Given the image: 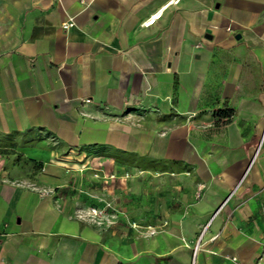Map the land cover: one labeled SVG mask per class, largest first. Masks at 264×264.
<instances>
[{"label": "crops", "instance_id": "1", "mask_svg": "<svg viewBox=\"0 0 264 264\" xmlns=\"http://www.w3.org/2000/svg\"><path fill=\"white\" fill-rule=\"evenodd\" d=\"M0 133L135 185L118 251L0 183V264H264V0H0Z\"/></svg>", "mask_w": 264, "mask_h": 264}, {"label": "rangeland", "instance_id": "2", "mask_svg": "<svg viewBox=\"0 0 264 264\" xmlns=\"http://www.w3.org/2000/svg\"><path fill=\"white\" fill-rule=\"evenodd\" d=\"M32 138V134L0 133V183L19 182L33 188L41 184L42 195L58 193L68 207L72 205L74 217L84 216L94 227L105 226V237L111 250L114 245H118V251L123 250L128 245L130 225L122 219L128 220L130 216L132 187L135 188L131 183L133 176H121L114 170L113 163L94 158L76 156L77 159L66 160L58 154L56 160L36 159L42 151ZM71 170L73 175L61 174ZM49 179H55L58 188H44ZM114 227L118 229L116 237L111 235ZM110 239L114 241L110 242Z\"/></svg>", "mask_w": 264, "mask_h": 264}, {"label": "trees", "instance_id": "3", "mask_svg": "<svg viewBox=\"0 0 264 264\" xmlns=\"http://www.w3.org/2000/svg\"><path fill=\"white\" fill-rule=\"evenodd\" d=\"M234 112L230 109L220 110L215 113L217 121L223 122L224 124H228L231 122L233 118Z\"/></svg>", "mask_w": 264, "mask_h": 264}, {"label": "built area", "instance_id": "4", "mask_svg": "<svg viewBox=\"0 0 264 264\" xmlns=\"http://www.w3.org/2000/svg\"><path fill=\"white\" fill-rule=\"evenodd\" d=\"M173 2V1H172ZM160 16H153L150 18L147 22L144 23L145 26H150L153 25L159 18ZM74 25L73 20H70V22L65 23L63 27L67 30L68 28L72 27ZM89 101V100H88ZM231 264H241L238 258L233 257L231 258Z\"/></svg>", "mask_w": 264, "mask_h": 264}, {"label": "bare ground", "instance_id": "5", "mask_svg": "<svg viewBox=\"0 0 264 264\" xmlns=\"http://www.w3.org/2000/svg\"><path fill=\"white\" fill-rule=\"evenodd\" d=\"M94 213H96V212H94Z\"/></svg>", "mask_w": 264, "mask_h": 264}]
</instances>
